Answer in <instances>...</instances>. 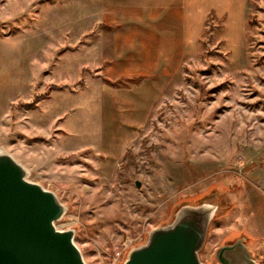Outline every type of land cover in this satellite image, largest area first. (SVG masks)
Masks as SVG:
<instances>
[{
  "label": "rangeland",
  "instance_id": "1",
  "mask_svg": "<svg viewBox=\"0 0 264 264\" xmlns=\"http://www.w3.org/2000/svg\"><path fill=\"white\" fill-rule=\"evenodd\" d=\"M130 2L0 0V149L55 193L86 264L203 204V264L237 240L264 264V0H182L188 55L121 69Z\"/></svg>",
  "mask_w": 264,
  "mask_h": 264
},
{
  "label": "water",
  "instance_id": "2",
  "mask_svg": "<svg viewBox=\"0 0 264 264\" xmlns=\"http://www.w3.org/2000/svg\"><path fill=\"white\" fill-rule=\"evenodd\" d=\"M27 175L0 149V264H86L74 231L55 228L65 207ZM214 210L210 204L180 207L168 225L152 229L122 264H203L198 254ZM214 257L217 264H255L242 240L217 248Z\"/></svg>",
  "mask_w": 264,
  "mask_h": 264
},
{
  "label": "crops",
  "instance_id": "3",
  "mask_svg": "<svg viewBox=\"0 0 264 264\" xmlns=\"http://www.w3.org/2000/svg\"><path fill=\"white\" fill-rule=\"evenodd\" d=\"M131 1L127 3L132 7L127 9L122 27L127 32L133 31L134 36L114 49L117 60L123 56L130 58L125 64L120 63L121 69H169L175 66V59L188 55L189 35L179 6L182 0ZM165 6L172 9L163 13ZM219 13L224 14L223 11L216 14Z\"/></svg>",
  "mask_w": 264,
  "mask_h": 264
},
{
  "label": "trees",
  "instance_id": "4",
  "mask_svg": "<svg viewBox=\"0 0 264 264\" xmlns=\"http://www.w3.org/2000/svg\"><path fill=\"white\" fill-rule=\"evenodd\" d=\"M208 31H209V30H208ZM208 31H207V33H209Z\"/></svg>",
  "mask_w": 264,
  "mask_h": 264
}]
</instances>
